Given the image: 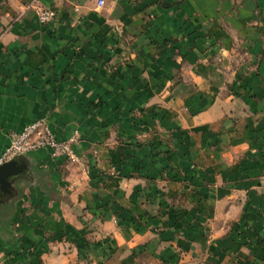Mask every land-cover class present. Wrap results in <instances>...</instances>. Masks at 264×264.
I'll list each match as a JSON object with an SVG mask.
<instances>
[{"label": "crops", "instance_id": "1", "mask_svg": "<svg viewBox=\"0 0 264 264\" xmlns=\"http://www.w3.org/2000/svg\"><path fill=\"white\" fill-rule=\"evenodd\" d=\"M96 1L0 0V152L77 137L15 158L0 264H264V0Z\"/></svg>", "mask_w": 264, "mask_h": 264}, {"label": "built area", "instance_id": "2", "mask_svg": "<svg viewBox=\"0 0 264 264\" xmlns=\"http://www.w3.org/2000/svg\"><path fill=\"white\" fill-rule=\"evenodd\" d=\"M38 0H31L28 7H34ZM103 5L102 0L96 1L97 8ZM54 14L50 9H37V23L47 25L53 22ZM77 137L72 134L65 140H56L50 132L46 123L42 120L33 121L11 137L8 145L0 152V166L11 161L18 155H24L41 148H47L54 157H64L70 162H76V157L72 151V146L76 143ZM264 238V228L261 232Z\"/></svg>", "mask_w": 264, "mask_h": 264}, {"label": "water", "instance_id": "3", "mask_svg": "<svg viewBox=\"0 0 264 264\" xmlns=\"http://www.w3.org/2000/svg\"><path fill=\"white\" fill-rule=\"evenodd\" d=\"M18 155L14 157L11 161L7 162L0 166V187L3 188L8 176H13L21 172V169L15 168V158L19 157Z\"/></svg>", "mask_w": 264, "mask_h": 264}, {"label": "rangeland", "instance_id": "4", "mask_svg": "<svg viewBox=\"0 0 264 264\" xmlns=\"http://www.w3.org/2000/svg\"><path fill=\"white\" fill-rule=\"evenodd\" d=\"M108 1L109 0H104V3H103V7L102 8H105L109 3H108ZM162 8H165L166 7V5L164 4V3H162L161 5H160ZM147 16V15H146ZM146 20H144V22H145ZM146 23H147V21H146ZM180 87V86H179ZM182 87H184L185 88V86H182ZM189 87V86H188ZM181 88V87H180ZM179 89V88H178ZM142 119H143V116L141 117ZM159 139H162L161 137H158V139H157V141L159 140ZM177 140V139H176ZM143 141V140H142ZM147 141L148 140H144V142H146L147 143ZM177 143H179V140H177ZM125 144V143H124ZM135 145H137L136 143H135ZM157 148V147H156ZM161 149H163V148H159L158 150L161 152ZM164 150V149H163ZM164 151H162V153H163ZM112 173H115V171H113L112 170Z\"/></svg>", "mask_w": 264, "mask_h": 264}]
</instances>
